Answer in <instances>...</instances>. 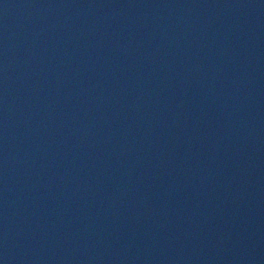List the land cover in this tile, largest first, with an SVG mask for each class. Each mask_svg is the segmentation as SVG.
<instances>
[{"label":"water","instance_id":"95a60500","mask_svg":"<svg viewBox=\"0 0 264 264\" xmlns=\"http://www.w3.org/2000/svg\"><path fill=\"white\" fill-rule=\"evenodd\" d=\"M0 264H264V0H0Z\"/></svg>","mask_w":264,"mask_h":264}]
</instances>
